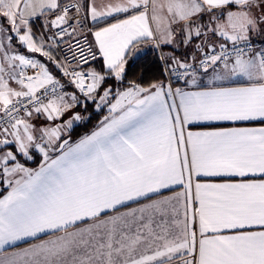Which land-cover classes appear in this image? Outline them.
Masks as SVG:
<instances>
[{
  "label": "snow or ice",
  "instance_id": "6c2138e0",
  "mask_svg": "<svg viewBox=\"0 0 264 264\" xmlns=\"http://www.w3.org/2000/svg\"><path fill=\"white\" fill-rule=\"evenodd\" d=\"M214 122L264 124V0H0V264H264V127Z\"/></svg>",
  "mask_w": 264,
  "mask_h": 264
},
{
  "label": "trees",
  "instance_id": "16d2710c",
  "mask_svg": "<svg viewBox=\"0 0 264 264\" xmlns=\"http://www.w3.org/2000/svg\"><path fill=\"white\" fill-rule=\"evenodd\" d=\"M259 38H256V42ZM162 48V47H161ZM164 51V49L162 48ZM157 79H165L164 73L162 71V66L158 59L156 48L152 46H146L145 50L138 52L136 56H134L126 66V75L124 81L117 85V82L114 79L108 80L104 87L108 85H112L113 89L119 86L121 89L128 86L130 81H134L144 87H147L150 83L154 82ZM94 105L92 103L88 104L87 112H85L84 108L77 107L79 111L82 112V115L89 114L91 115L90 120L84 123H78L74 125V129L72 132V138H76L90 130L106 113V110L95 111ZM3 189L0 190V196L3 193Z\"/></svg>",
  "mask_w": 264,
  "mask_h": 264
},
{
  "label": "crops",
  "instance_id": "0c3cea01",
  "mask_svg": "<svg viewBox=\"0 0 264 264\" xmlns=\"http://www.w3.org/2000/svg\"><path fill=\"white\" fill-rule=\"evenodd\" d=\"M104 2H106V0H95V3L97 4V5H100L101 3H104ZM206 19V18H205ZM39 25L37 24V25H35L34 26V31L35 32H37V34H39ZM92 38V40H94V37H91ZM259 41V40H258ZM260 43V42H259ZM259 43H258V48H259ZM146 46H152V47H154L153 46V44L151 43V42H149V43H141V44H139L138 46H137V48L135 49V51H134V54H133V56L129 59V61L134 57V56H136V54L138 53V52H141V51H143V50H145V47ZM162 48L164 49V51H165V53H169V52H171L172 51V49H171V47H168V46H162ZM31 55H33V56H39V54H31ZM41 59H43V57H40ZM129 61H128V63H129ZM98 69H100L102 66H103V57L102 56H100L99 57V59L98 60H96V61H94V62H92ZM127 66V65H126ZM13 87H17L15 84H13L12 85ZM126 88V87H125ZM69 91H71L72 89H68ZM106 109V108H105ZM74 111H76V112H78V108H76V109H74ZM106 113H107V109H106ZM105 113V114H106ZM104 114V115H105ZM103 115V116H104ZM102 116V117H103ZM68 118V115L66 114L64 117H63V119L64 120H66ZM102 119V118H101ZM100 119V120H101ZM99 120V121H100ZM98 121V122H99ZM57 122H59V121H57ZM98 122L91 128V129H93L97 124H98ZM34 123H36L37 125H41V124H44L45 122H44V119L43 118H41L40 120H35L34 121ZM76 124H78V123H76ZM76 124H74V125H76ZM234 126H243V127H264V124H261V123H259V122H252V123H243V124H238V125H234V124H232L231 122H214L213 123V127H234ZM90 129V130H91ZM90 130H88V131H90ZM193 130H212L211 129V127H206V128H202V129H193ZM87 131V132H88ZM83 135V134H82ZM80 137V136H79ZM79 137H76V138H72L73 140H76V139H78ZM36 156H38V157H40L39 156V154H37ZM40 160H41V157L36 161V162H26V166L27 167H30V168H36V167H38V165H39V163H40ZM23 163H25V161L24 160H21ZM236 179H239V178H236ZM202 182H213V183H221V182H224L222 179H220V178H210V179H207V180H204V181H202ZM1 189H3L4 191H3V193L1 194V196L3 195V194H6V186H4L3 188H1ZM0 189V190H1ZM182 189H180V188H177L176 189V191H181ZM169 194H171V193H169ZM22 246H27L26 244L25 245H22Z\"/></svg>",
  "mask_w": 264,
  "mask_h": 264
},
{
  "label": "built area",
  "instance_id": "2783aa9c",
  "mask_svg": "<svg viewBox=\"0 0 264 264\" xmlns=\"http://www.w3.org/2000/svg\"><path fill=\"white\" fill-rule=\"evenodd\" d=\"M89 39H92L91 36L89 37ZM256 47H257V42H256ZM97 53H98V49H97ZM156 53H157L158 59H159V61H160V64H161V66H162V68H163V62H162L161 59H160V55H161V53H165V51H163L162 48H160V49H156ZM99 57H100V55L98 54L96 60H98ZM96 60H95V61H96ZM93 62H94V61H93ZM29 74H31V72H30ZM164 77H165V80H167V77H166L165 74H164ZM173 86H183V85H182V82H179V83H178V82L175 80V78H173Z\"/></svg>",
  "mask_w": 264,
  "mask_h": 264
},
{
  "label": "rangeland",
  "instance_id": "374dc122",
  "mask_svg": "<svg viewBox=\"0 0 264 264\" xmlns=\"http://www.w3.org/2000/svg\"><path fill=\"white\" fill-rule=\"evenodd\" d=\"M261 46V43H259V47ZM94 107V110H95V106H93ZM105 109V108H104ZM107 109V108H106ZM105 109V110H106ZM96 111V110H95ZM78 112L82 115V112L81 111H79L78 110ZM82 116H88V114H86V115H82ZM79 123V122H78ZM40 157H38V156H36V158H35V160L34 161H28V162H36L38 159H39ZM22 162V161H21ZM23 163V162H22ZM5 185L2 183V182H0V189L1 188H3Z\"/></svg>",
  "mask_w": 264,
  "mask_h": 264
}]
</instances>
